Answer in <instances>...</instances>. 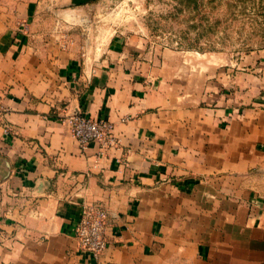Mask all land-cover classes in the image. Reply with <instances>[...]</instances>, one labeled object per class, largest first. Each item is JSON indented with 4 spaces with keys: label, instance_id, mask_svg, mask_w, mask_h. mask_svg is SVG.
<instances>
[{
    "label": "crops",
    "instance_id": "obj_1",
    "mask_svg": "<svg viewBox=\"0 0 264 264\" xmlns=\"http://www.w3.org/2000/svg\"><path fill=\"white\" fill-rule=\"evenodd\" d=\"M99 1L0 0V264H264V48H154ZM77 111L115 145L81 150Z\"/></svg>",
    "mask_w": 264,
    "mask_h": 264
},
{
    "label": "rangeland",
    "instance_id": "obj_2",
    "mask_svg": "<svg viewBox=\"0 0 264 264\" xmlns=\"http://www.w3.org/2000/svg\"><path fill=\"white\" fill-rule=\"evenodd\" d=\"M101 23L154 48L238 56L264 48V0H100Z\"/></svg>",
    "mask_w": 264,
    "mask_h": 264
},
{
    "label": "built area",
    "instance_id": "obj_3",
    "mask_svg": "<svg viewBox=\"0 0 264 264\" xmlns=\"http://www.w3.org/2000/svg\"><path fill=\"white\" fill-rule=\"evenodd\" d=\"M21 28L25 27L22 25ZM66 122L81 150L91 142L98 143L100 149L112 147L116 143L113 124L105 118H92L80 113L67 117ZM107 225L108 212L103 205L82 203L80 218L74 228L80 250L98 258L107 246Z\"/></svg>",
    "mask_w": 264,
    "mask_h": 264
},
{
    "label": "water",
    "instance_id": "obj_4",
    "mask_svg": "<svg viewBox=\"0 0 264 264\" xmlns=\"http://www.w3.org/2000/svg\"><path fill=\"white\" fill-rule=\"evenodd\" d=\"M78 114H80V112L79 111H77V112H74V113H72L71 115H69V116H74V115H78ZM68 116V117H69Z\"/></svg>",
    "mask_w": 264,
    "mask_h": 264
}]
</instances>
